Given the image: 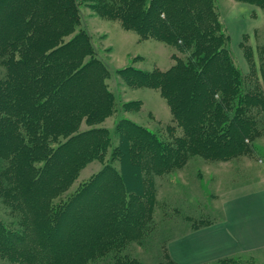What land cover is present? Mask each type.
Returning a JSON list of instances; mask_svg holds the SVG:
<instances>
[{
  "label": "rangeland",
  "instance_id": "1",
  "mask_svg": "<svg viewBox=\"0 0 264 264\" xmlns=\"http://www.w3.org/2000/svg\"><path fill=\"white\" fill-rule=\"evenodd\" d=\"M101 2L71 0L70 9L74 11L75 24L69 23L73 22L69 17L59 21L64 22L61 23L62 30L68 27L65 33L59 34L66 35H57V43L68 42L78 33L86 35L92 56L105 68L103 85L113 96L112 108L102 111L100 121L88 122L83 118L75 126L69 114L62 113L51 129L54 140L50 141L49 147L55 149L66 140L69 131L64 128L68 127H75V132L101 129L105 137L96 146L95 154L71 167L66 177L59 179L56 186L52 185L53 176L56 170L66 165H62L63 157L58 156L55 161H50L42 175L46 177L48 174L47 179L50 181L45 203L41 198L38 200L32 197L34 190L38 189L37 181L32 179L44 170L41 160L45 153L36 151L34 155L39 161L28 165L25 154L21 155L23 163L18 164L17 158L9 159V153L0 150V225L17 240L11 241L14 257L7 254L3 256L0 250V264H179L169 253L172 241L184 237L190 231H199L223 220V204L227 200L264 188V112L258 111L259 115L254 116L257 118L256 132L244 137L242 146L245 147L240 154L220 160L199 155L188 156L180 168L163 174L152 172L145 184L146 195L143 201L145 208H151V211L148 218L140 219L143 216L142 206L135 207L140 203L136 201L139 197L127 193L118 180L120 164L114 154L119 145L117 125L121 122L139 125L164 142H172L175 136H181L183 132L173 121L159 90L128 86L121 72L128 68L144 72H165L179 60H190L192 52L184 47L180 38L168 43L155 37L144 38L135 31L126 30L119 19L113 18L111 11H101L111 9L113 3L116 6L123 0ZM213 2L223 34V46L229 51L233 65L246 81V90L258 81L260 93L264 95V86L259 78L264 64L260 55L264 47V8L243 0ZM259 2L264 5V1ZM234 4L252 6L253 12L257 14L252 22H244L248 32L238 43L231 39L223 22L240 11L241 8L234 7ZM243 10L246 14L251 12V8ZM41 12V17L35 21L48 22L52 14H48V10ZM0 22L3 29L8 28L3 19ZM251 29L254 32H250ZM88 59L89 56H86L82 61ZM6 77L7 69L0 65V80ZM227 110L232 119L237 114L236 103L227 105ZM171 127L174 130L171 131ZM239 129L240 126H235L232 131L237 130L239 134ZM24 132L26 134L25 129ZM88 138L84 141L86 145L92 137ZM132 172L133 167L125 166V180L130 186L135 183ZM42 176L40 181L43 180ZM93 195L95 198L89 201ZM116 196L131 201L127 203L128 207L131 205L136 209L132 211L134 218L125 220L128 225H116L114 217L104 211L101 213L103 218L95 217L98 211L109 204L111 197ZM62 211L68 212V217L60 218L57 224L46 217ZM107 214L109 217H106ZM123 214L131 217L130 212L120 213L116 215L119 221L123 220ZM99 220H102L103 225ZM52 224L57 225V229L54 228L56 231H52ZM119 230L121 234H117ZM74 232L77 237H68L69 233ZM74 243L78 246V253L72 252L71 255L68 252ZM92 248L98 250L90 251ZM22 252L29 254L19 256L18 253ZM225 262L264 264V251L241 252L198 264Z\"/></svg>",
  "mask_w": 264,
  "mask_h": 264
},
{
  "label": "trees",
  "instance_id": "2",
  "mask_svg": "<svg viewBox=\"0 0 264 264\" xmlns=\"http://www.w3.org/2000/svg\"><path fill=\"white\" fill-rule=\"evenodd\" d=\"M243 1L264 8L259 2L264 0ZM114 4L111 9L101 11H111L113 18L119 19L126 30L168 43L180 38L184 47L192 52L190 60H179L165 72H144L132 68L121 72L128 86L159 90L173 121L183 132L172 142H164L139 125L128 122L117 125L119 145L114 154L120 164L118 180L127 193L139 198L143 196L136 198L140 203L135 207L142 206L143 216L140 219H146L151 208L144 206L145 184L152 172L163 174L180 168L188 156L220 160L240 154L244 151V137L256 132L257 118L254 116L259 115L258 111L264 112V95L260 93L258 79L252 88L249 87L251 90H246V81L223 46V34L213 0H123L121 4ZM70 5L71 0H0V21L3 19L8 24V28L3 29L0 22V65L7 69V77L0 80V150H6L9 159L17 158L18 164L23 163L21 155L25 154L28 165L39 161L34 155L36 151L45 153L41 160L44 170L32 179L38 185L32 197L41 198L44 203V199H48L50 181L48 174L46 177L42 175L50 161L59 156L64 158L62 165H66L56 170L53 176L52 185L56 186L71 167L93 156L96 146L105 137L101 129L75 132V127H68L64 128L69 131L66 140L51 149L50 141L54 140L51 129L55 121L62 113L69 114L73 126L83 118L88 122L100 121L102 111L111 109L113 101V96L103 85L105 68L92 56L86 35L78 33L68 42L57 43L59 36L66 35L59 34L65 33L68 27L62 30L61 23L64 22L59 21L69 17L73 21L69 23L75 24L76 17ZM43 10L52 14L48 22L35 21L41 17ZM260 55L264 63V47ZM86 56L89 59L83 62ZM260 72L259 78L264 86V64ZM230 103L237 105V114L232 119L227 110ZM235 126H240L239 134L237 130L232 131ZM90 136L92 138L86 145L84 141ZM90 145L93 146L90 148ZM127 165L133 167L135 183L131 186L125 180ZM41 176L42 181L39 179ZM94 198L95 195L91 196L89 201ZM113 198L108 206L101 205L104 209L98 211L95 217L103 218L101 213L104 211L114 217L116 225H128L125 220L134 218L132 211L136 209L130 204L128 207L127 203L131 201ZM124 212H130L131 217L123 214V220L119 221L116 215ZM67 214L62 211L46 217L55 223L64 216L68 217ZM108 214L106 217H109ZM56 224H52V231H56ZM117 232L121 234L120 230ZM70 236L78 235L74 232L69 233ZM98 236L101 237L100 234ZM12 239L17 241L0 225L3 256L14 257ZM75 244L70 245L68 253L71 255L72 252L78 253ZM23 254L29 253H18L19 256Z\"/></svg>",
  "mask_w": 264,
  "mask_h": 264
},
{
  "label": "crops",
  "instance_id": "3",
  "mask_svg": "<svg viewBox=\"0 0 264 264\" xmlns=\"http://www.w3.org/2000/svg\"><path fill=\"white\" fill-rule=\"evenodd\" d=\"M234 7L241 9L223 22L231 39L238 43L248 32L244 22H252L257 14L252 6L234 4ZM243 8H251V12L246 14ZM223 213L220 222L172 241L168 248L171 257L179 264H198L241 252L264 251V188L227 200ZM191 261L195 262L188 263Z\"/></svg>",
  "mask_w": 264,
  "mask_h": 264
}]
</instances>
